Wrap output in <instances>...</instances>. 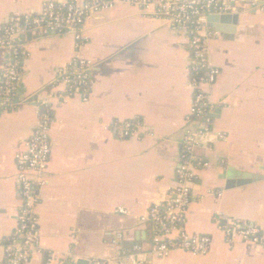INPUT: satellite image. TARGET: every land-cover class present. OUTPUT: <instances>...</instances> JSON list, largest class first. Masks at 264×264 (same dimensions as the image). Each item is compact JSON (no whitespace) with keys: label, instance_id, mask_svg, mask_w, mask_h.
<instances>
[{"label":"crops","instance_id":"1","mask_svg":"<svg viewBox=\"0 0 264 264\" xmlns=\"http://www.w3.org/2000/svg\"><path fill=\"white\" fill-rule=\"evenodd\" d=\"M49 1L65 0H0V25ZM251 1L236 0L229 20L213 15L208 21L218 34L207 47L220 75L210 92L213 130L199 136L197 156L207 165L190 185L186 228L211 237V248L174 250L151 264H264V245L229 244L219 221L245 220L264 235V13L250 8ZM84 36L77 49L72 35L26 33L17 106L0 109V241L18 225L15 154L39 123L41 100L48 99L54 118L48 182L37 207L41 250L30 264H89L111 256L117 248L108 231L124 233L122 254L137 243L150 251L153 227L139 217L166 203L177 184L194 96L185 35L164 19L117 4L91 16ZM78 51L94 63L89 100L56 99L64 90L54 84L56 72ZM7 55L0 48V78ZM134 118L142 122L140 132L121 136L119 126Z\"/></svg>","mask_w":264,"mask_h":264},{"label":"built area","instance_id":"2","mask_svg":"<svg viewBox=\"0 0 264 264\" xmlns=\"http://www.w3.org/2000/svg\"><path fill=\"white\" fill-rule=\"evenodd\" d=\"M117 4H126L164 19L182 32L191 53L189 71L194 96L183 140L181 163L177 169V184L171 197L164 204L153 206L145 215L139 217L140 223H150L153 227L151 250H145L137 243L132 252L122 254L119 244L124 238L123 232L108 231L117 250L108 257H94L89 264H151L154 257L164 258L174 250H185L194 254L207 253L212 238L190 233L186 228L187 211L192 203L191 184L197 178V170L206 166L197 156L200 145L199 136L213 130L210 92L220 75V69L213 64L208 53V42L217 36L209 30V16L228 14L237 11L236 0H65L49 1L39 11L12 14L0 25V48L8 51L2 77L0 78V109L17 106L21 84L25 78L24 60L28 50L24 35L28 32L44 36L49 33L72 35L77 49L85 44L84 26L93 16ZM248 6L264 13V0H252ZM94 63L77 52L66 65L59 68L54 80L55 86H64L56 99L70 100L79 98L89 100L92 87ZM39 123L31 135L24 141L23 148L15 154L17 164L16 182L22 198L18 213V225L15 232L0 241L4 249L5 264H30L40 252L38 236L39 218L37 207L40 203L39 191L47 184V171L51 160V127L54 122L48 99L39 103ZM196 122L195 128L190 123ZM142 128L138 118L124 121L119 126L121 136L136 135ZM219 138L226 139V133ZM119 213L128 215L129 211L119 208ZM220 221L226 240L233 244L237 239L254 245H264V235L258 225L245 220L227 219Z\"/></svg>","mask_w":264,"mask_h":264},{"label":"water","instance_id":"3","mask_svg":"<svg viewBox=\"0 0 264 264\" xmlns=\"http://www.w3.org/2000/svg\"><path fill=\"white\" fill-rule=\"evenodd\" d=\"M214 15H217V14H214ZM211 16H213V15H211ZM211 16H209V18H211ZM221 16V18L223 19V20H229L230 19V16H231V13H228V14H222V15H220ZM216 134H217V137H218V133L217 132H215ZM246 181H248V180H244L243 182H246ZM230 183V182H229ZM229 185V184H228Z\"/></svg>","mask_w":264,"mask_h":264}]
</instances>
